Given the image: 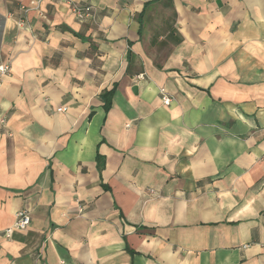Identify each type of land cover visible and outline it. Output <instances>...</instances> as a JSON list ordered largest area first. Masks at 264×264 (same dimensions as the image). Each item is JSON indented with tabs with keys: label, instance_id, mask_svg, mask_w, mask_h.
<instances>
[{
	"label": "crops",
	"instance_id": "1",
	"mask_svg": "<svg viewBox=\"0 0 264 264\" xmlns=\"http://www.w3.org/2000/svg\"><path fill=\"white\" fill-rule=\"evenodd\" d=\"M30 1L0 0V264H264V0Z\"/></svg>",
	"mask_w": 264,
	"mask_h": 264
},
{
	"label": "built area",
	"instance_id": "2",
	"mask_svg": "<svg viewBox=\"0 0 264 264\" xmlns=\"http://www.w3.org/2000/svg\"><path fill=\"white\" fill-rule=\"evenodd\" d=\"M40 1L41 0H31L30 3L36 8ZM71 10L78 19H83L85 17H94L93 8L90 5L80 6L71 2ZM9 71H10V62L9 61L0 62V77L2 75L8 74ZM161 100L164 105H168L171 101V98L167 95H162ZM57 110L64 111L65 107L64 106L59 107L57 108ZM0 121H3V119H0ZM29 224H30L29 212L25 209L18 210L15 214V220L13 224L10 227L4 229L3 234L6 237H10L14 231L24 230L28 227Z\"/></svg>",
	"mask_w": 264,
	"mask_h": 264
},
{
	"label": "trees",
	"instance_id": "3",
	"mask_svg": "<svg viewBox=\"0 0 264 264\" xmlns=\"http://www.w3.org/2000/svg\"><path fill=\"white\" fill-rule=\"evenodd\" d=\"M113 90H114V87L111 88L110 90H105L103 91L100 96L102 98V101H103V108L104 110H107L111 104V96H112V93H113ZM96 161H97V166H98V169L101 168L102 166V162H103V159L101 156H99L98 154L96 155Z\"/></svg>",
	"mask_w": 264,
	"mask_h": 264
}]
</instances>
